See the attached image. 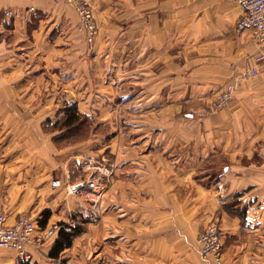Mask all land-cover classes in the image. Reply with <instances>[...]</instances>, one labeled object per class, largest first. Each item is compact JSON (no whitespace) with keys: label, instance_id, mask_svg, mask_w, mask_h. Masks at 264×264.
<instances>
[{"label":"crops","instance_id":"0c3cea01","mask_svg":"<svg viewBox=\"0 0 264 264\" xmlns=\"http://www.w3.org/2000/svg\"><path fill=\"white\" fill-rule=\"evenodd\" d=\"M86 1L100 30L94 55L74 6L0 0V212L8 223L48 211V227L90 214L84 200L68 197L71 160L43 132L57 111L50 97H70L75 84L86 97L96 75L103 95L118 94L121 105L81 101L80 112L126 128L112 138L117 168L100 220L85 223L59 260L49 257L52 239L30 245V263L264 264V72L244 76L262 46L254 30H238L241 6ZM123 48L126 55L115 54ZM114 63L127 64L126 73L105 85L102 65ZM228 83L236 94L224 109L195 115ZM215 219L224 233L220 263L195 246ZM7 251L0 264L23 259Z\"/></svg>","mask_w":264,"mask_h":264},{"label":"built area","instance_id":"2783aa9c","mask_svg":"<svg viewBox=\"0 0 264 264\" xmlns=\"http://www.w3.org/2000/svg\"><path fill=\"white\" fill-rule=\"evenodd\" d=\"M56 2H66L75 7L79 18V30L87 34V42L91 46L98 34V28L94 21V15L90 4L86 0H55ZM237 3L244 11L242 18L237 23L239 30L252 29L255 38L262 46L261 51L254 56V65L244 76L247 78L256 77L264 72V0H228ZM236 94L234 83H229L223 87L221 92L213 98L209 109L218 111L228 104ZM92 170L84 179H80L66 187L67 195L82 198L91 208L88 217L89 221L97 222L100 219L101 201L105 191V181L110 178L113 168L103 165H93ZM56 185V183H55ZM60 223H55L41 230L38 221L28 216L19 217L14 223L9 224L5 213L0 212V249L16 251L23 259L31 260V255L27 252V247L41 244L51 240L60 229ZM42 235L36 239V233ZM195 246L204 258H213L221 262L223 258L222 232L220 224L215 221L200 233L195 239Z\"/></svg>","mask_w":264,"mask_h":264},{"label":"rangeland","instance_id":"374dc122","mask_svg":"<svg viewBox=\"0 0 264 264\" xmlns=\"http://www.w3.org/2000/svg\"><path fill=\"white\" fill-rule=\"evenodd\" d=\"M91 8H92V6H91ZM92 11H93V8H92ZM77 15H78V13H77ZM93 15H94V11H93ZM94 21H95L97 28H98V34L94 40V44L91 46L87 42V34L85 33V31L82 32L79 30L80 18L78 15V31L80 32L79 34L84 35V37H85L84 39L86 40L85 43H87V47L89 50L88 53L90 55H94L96 53L95 52L96 43H97L96 40H97V37L99 36V31H100L99 26L96 22L95 16H94ZM115 54H117L118 56L119 55L122 56L123 54L126 55V49L123 48L120 51V54H119V51H117V53H115ZM109 55H110V53H108V56ZM95 66H96L95 64H90L91 68H94ZM126 68H127V64H124V63H122V64L114 63L111 65H104V68L102 65V69H103L102 71H103V74L105 75L104 78L106 77V79H107V80H104L105 85L110 84L111 77L114 78L115 81H117L116 80L117 73L119 74V76L122 75L123 72L126 73ZM112 72H113V74H112ZM88 83L89 84L91 83L93 85V88L89 91L90 93L86 97L78 96L76 89L77 90H79V89L77 88L76 84L73 85L71 90H69V91H71L70 97H68L69 94H67L66 92H65L66 95H64V94L56 95L54 97L55 98L54 101H53V98L50 97V100H52V102L54 104H56L57 111H56L55 116H54L55 120H52V121L49 120L47 122V125L45 124V126L43 127V132L45 134L51 135L52 144L55 147V149L57 150V152H59V154L61 155V158L71 160V162L69 163L68 168H67V171H68L69 177H70V182L65 183L66 187L69 184H73L80 179H84L86 175H88L90 172H92V170L89 169V167H91L93 165H103V166L108 167V168H113L112 175L110 176V178H107L105 181V191L103 190L104 195H103V198L101 201V211H102V213L100 215V218H101L103 215V212H104V208H103L102 203H103L104 198L107 194V190L113 181V177H114V174H115V171L117 168L116 155H115V153L112 152V138L114 136H116L118 133L125 131L126 128H124V127L119 128V127L115 126V123L116 124L118 123V118H117L116 122H114V124H113V122H111L110 119L104 118V120H102L99 116H95L93 114L91 115L88 113L82 114L80 112L79 107H78V103H80L81 101H82V103L86 102L87 105L92 104L91 106H97L100 109L105 108V106L110 107V106L116 105V104L121 105V103H119V101L117 100L118 94H115V96H113V94H112L111 98L113 101L108 99V96H110V94L105 93L108 96L103 95V92L100 91V84H99L100 82H99L98 78L96 77V75H95V77H92L90 80H88ZM103 91H107V90H105V88H104ZM92 93H94V95L90 96ZM87 98H88V100H86ZM47 99H48V97L41 96V101H45ZM91 100H92V102H91ZM212 100L209 101L208 103H206L201 114H199V112H196V114L195 113L194 114L198 115V117L207 118V116L209 114L216 113V112H219L222 109H224V107H226L233 99L228 104H226L224 107H222L221 109H219L218 111H215V112L214 111L212 112V110L209 109L210 103L212 102ZM69 106H73V107H76L78 109L79 113L85 117V119L87 121V125L90 126V128H88L87 130H84V129L79 130V131L75 132V134H73V135H70L69 133L66 135L65 134V132H67L66 130L65 131H58L57 130V131L53 132L52 130H53L54 123H56L64 115L65 109ZM122 113L123 112H121V115H122ZM64 134H65V136L63 138H60L59 140H57L58 137H60L61 135H64ZM69 155H71V157ZM66 193H67V191H66ZM68 197H73V196L68 195ZM78 198H80V197H78ZM80 199L83 201L82 198H80ZM89 208H90V206H89ZM90 213H91V208H90ZM74 216H79V215H77V214L71 215L69 220H67L65 223L72 224V220H73L72 218ZM88 217L89 216H87V218L82 217L80 219H82L84 221V223H96V222L89 221ZM215 221H217L220 224L221 232H222V244H223L224 233H223V229H222L220 220L215 219L209 225H211L212 223H215ZM0 251L6 252L7 250L0 249ZM223 251H224V249H223ZM10 252H13V251H10ZM7 253H9V252L7 251ZM223 255H224V253H223Z\"/></svg>","mask_w":264,"mask_h":264},{"label":"trees","instance_id":"16d2710c","mask_svg":"<svg viewBox=\"0 0 264 264\" xmlns=\"http://www.w3.org/2000/svg\"><path fill=\"white\" fill-rule=\"evenodd\" d=\"M90 126L87 125V121L84 116H82L78 109L73 106H69L65 109L64 115L53 125V132L55 131H67L70 135L75 134L79 130H87ZM64 135H61L57 138H63ZM50 217V212L45 211L43 217L38 221V226L41 230L47 228L46 222ZM72 224L61 222L60 229L57 231L56 235L52 238L53 247L49 252V257L53 260H59L64 252L70 249L73 246V241L77 236L83 233L84 231V221L78 216L72 218ZM19 264H31L30 260L21 259Z\"/></svg>","mask_w":264,"mask_h":264}]
</instances>
